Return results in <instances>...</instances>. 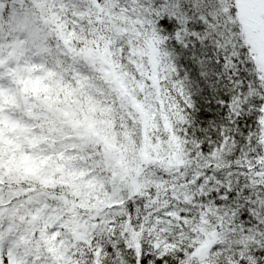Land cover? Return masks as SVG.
<instances>
[{"label":"snow or ice","instance_id":"obj_1","mask_svg":"<svg viewBox=\"0 0 264 264\" xmlns=\"http://www.w3.org/2000/svg\"><path fill=\"white\" fill-rule=\"evenodd\" d=\"M121 4L0 0V137L28 131L3 104L18 91L27 100L23 73L55 41L79 90L95 87L75 66L83 58L134 110L144 140L131 163L105 140L110 187L52 157L7 177L0 166V189L16 186L0 191V264H264V0ZM129 14L149 58L133 79L110 58ZM81 33L92 47L74 46Z\"/></svg>","mask_w":264,"mask_h":264},{"label":"clouds","instance_id":"obj_2","mask_svg":"<svg viewBox=\"0 0 264 264\" xmlns=\"http://www.w3.org/2000/svg\"><path fill=\"white\" fill-rule=\"evenodd\" d=\"M116 24L126 31L119 44L113 45L110 58L129 79L136 78L137 65H142L145 70L149 66L147 33L131 14L128 21H116ZM137 32L142 34L137 37ZM81 36L82 39L74 42L76 48L93 46L90 36L85 33ZM50 47L51 52L43 58L44 63L37 58V62L30 66L31 70L25 69L23 73L28 81L27 100L25 94L18 91L14 93L13 100L3 104L5 111L28 131H4L0 137V166L7 177L10 170L14 175L17 169L23 171L32 166L38 157H52L49 164L59 163L85 173L91 169V173L103 176L110 187L112 172L105 161L104 142L107 140L111 145L108 150L113 156L118 158L123 154L130 163L134 162L144 143L139 117L133 109L121 103L119 95L104 81L101 73L90 68L83 58L75 61V66L87 73L95 87L87 93L79 90L72 57L66 55L55 41ZM100 66L97 63V69ZM53 70L56 75L49 76L48 72ZM69 86L74 89L71 95L66 94ZM159 142L157 139L156 143ZM59 153L72 159L59 160ZM163 155L165 152L162 150ZM60 175L56 173L57 178ZM13 187L16 186L5 182L0 191L7 198ZM59 190L71 195L67 187ZM81 191L87 193L88 189L82 188ZM54 227V224L50 225V228Z\"/></svg>","mask_w":264,"mask_h":264}]
</instances>
